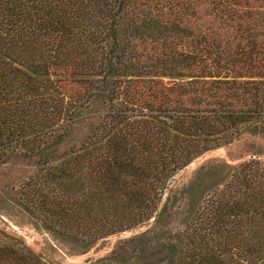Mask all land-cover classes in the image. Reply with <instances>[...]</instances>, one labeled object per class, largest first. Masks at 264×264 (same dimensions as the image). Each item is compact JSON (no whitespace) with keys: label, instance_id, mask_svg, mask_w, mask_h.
<instances>
[{"label":"trees","instance_id":"trees-1","mask_svg":"<svg viewBox=\"0 0 264 264\" xmlns=\"http://www.w3.org/2000/svg\"><path fill=\"white\" fill-rule=\"evenodd\" d=\"M244 134L264 138V0H0V166L32 165L0 215L74 254L146 225L81 264H264L257 154L177 179ZM0 264L58 263L0 227Z\"/></svg>","mask_w":264,"mask_h":264},{"label":"rangeland","instance_id":"rangeland-1","mask_svg":"<svg viewBox=\"0 0 264 264\" xmlns=\"http://www.w3.org/2000/svg\"><path fill=\"white\" fill-rule=\"evenodd\" d=\"M84 128L78 130L74 134V138L81 136ZM259 157L264 162V138L261 135L244 134L239 138L234 139L228 144L215 149L208 150L196 157L190 164L182 169L177 175L179 182H188L194 180L197 173L204 171V167H210L212 164H217L220 169V164H236L251 156ZM32 171L31 163L19 157L11 158L8 162L0 166V212L2 208L14 209L17 204L13 198L14 189L21 179L26 178ZM224 174L219 173L214 177V181L223 178ZM14 206V207H13ZM10 212V211H9ZM12 214V215H11ZM8 215H0V227L7 231L14 232L27 242L34 250L41 252L47 258L52 259L58 264H81L88 259L96 258L107 254L116 242L123 237L130 236L146 228V225L139 226L134 229L124 231L122 233L109 236L104 241L99 242L96 246L85 253L74 254L68 249V246L55 241L52 236L36 227V224L31 219H22L16 221L17 216L11 213Z\"/></svg>","mask_w":264,"mask_h":264}]
</instances>
